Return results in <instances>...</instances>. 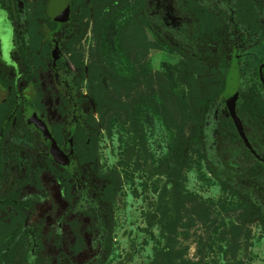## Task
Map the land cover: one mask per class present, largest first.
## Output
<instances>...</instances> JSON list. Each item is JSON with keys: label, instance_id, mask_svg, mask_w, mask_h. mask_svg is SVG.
<instances>
[{"label": "rangeland", "instance_id": "374dc122", "mask_svg": "<svg viewBox=\"0 0 264 264\" xmlns=\"http://www.w3.org/2000/svg\"><path fill=\"white\" fill-rule=\"evenodd\" d=\"M60 1L0 7V264H264V0Z\"/></svg>", "mask_w": 264, "mask_h": 264}, {"label": "trees", "instance_id": "16d2710c", "mask_svg": "<svg viewBox=\"0 0 264 264\" xmlns=\"http://www.w3.org/2000/svg\"><path fill=\"white\" fill-rule=\"evenodd\" d=\"M250 1V0H249ZM244 3L249 6L251 9H252V6L248 3V0H245ZM0 7L1 9H3L4 11H6L7 13V18L9 20H11L12 16H13V13L15 12V10L17 9V5H16V2L15 0H0ZM205 16L208 17V18H214V16L207 10H205ZM205 23H211V21H205ZM209 27L211 26L210 24L208 25ZM14 47H18V43H17V40L14 41ZM22 50H23V55H25L27 53L25 47L23 46L22 47ZM25 58V56H24ZM27 60V58H25ZM200 103V101H199ZM0 202L2 204H14L16 207L18 205H21V204H24L23 202L21 201H18L16 198H11L9 196H6V197H0Z\"/></svg>", "mask_w": 264, "mask_h": 264}, {"label": "water", "instance_id": "95a60500", "mask_svg": "<svg viewBox=\"0 0 264 264\" xmlns=\"http://www.w3.org/2000/svg\"><path fill=\"white\" fill-rule=\"evenodd\" d=\"M67 13H68V1L67 0H64L63 1V4H62V7L56 13V19L57 20H64L66 18V16H67ZM5 36L6 35H4V39H5ZM235 90H236V86L233 83L232 86H231V89L229 91V94L227 95L228 105H229V107H230L231 110L233 109V98H234ZM51 151H52V153H53V155H54V157L56 159H58V160H62L63 159V155L58 150V148L55 145V143H52Z\"/></svg>", "mask_w": 264, "mask_h": 264}, {"label": "flooded vegetation", "instance_id": "af4514ba", "mask_svg": "<svg viewBox=\"0 0 264 264\" xmlns=\"http://www.w3.org/2000/svg\"><path fill=\"white\" fill-rule=\"evenodd\" d=\"M63 1H64V0H61V1H60V4H59L58 9L55 11V15H54L55 18H56V13H57L58 10L62 7ZM67 1H68V5H69V0H67ZM59 21H60V20H59ZM4 35H6V34L4 33Z\"/></svg>", "mask_w": 264, "mask_h": 264}]
</instances>
